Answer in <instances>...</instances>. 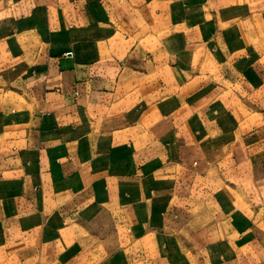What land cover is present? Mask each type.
Segmentation results:
<instances>
[{
    "label": "crops",
    "instance_id": "crops-1",
    "mask_svg": "<svg viewBox=\"0 0 264 264\" xmlns=\"http://www.w3.org/2000/svg\"><path fill=\"white\" fill-rule=\"evenodd\" d=\"M0 264H264V0H0Z\"/></svg>",
    "mask_w": 264,
    "mask_h": 264
}]
</instances>
